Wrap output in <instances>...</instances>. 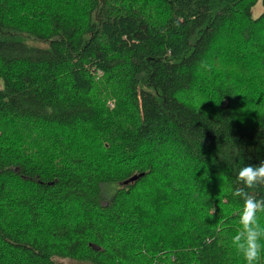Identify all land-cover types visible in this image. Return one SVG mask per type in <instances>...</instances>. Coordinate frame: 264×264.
I'll use <instances>...</instances> for the list:
<instances>
[{"label":"trees","instance_id":"obj_1","mask_svg":"<svg viewBox=\"0 0 264 264\" xmlns=\"http://www.w3.org/2000/svg\"><path fill=\"white\" fill-rule=\"evenodd\" d=\"M261 160L264 0H0V264H245Z\"/></svg>","mask_w":264,"mask_h":264},{"label":"clouds","instance_id":"obj_2","mask_svg":"<svg viewBox=\"0 0 264 264\" xmlns=\"http://www.w3.org/2000/svg\"><path fill=\"white\" fill-rule=\"evenodd\" d=\"M237 183L233 196L243 201L239 213V228L231 237V246L245 264H261L264 258V197L257 198L250 190L264 187V160L258 164H245L237 172Z\"/></svg>","mask_w":264,"mask_h":264},{"label":"rangeland","instance_id":"obj_3","mask_svg":"<svg viewBox=\"0 0 264 264\" xmlns=\"http://www.w3.org/2000/svg\"><path fill=\"white\" fill-rule=\"evenodd\" d=\"M262 3L261 1L257 2V4L253 7V15L257 16L261 11H262ZM111 106H113V101H110ZM110 186L112 185H108V187H106L107 189V193L105 194V201H107V199L110 197V191L114 190V186L111 188ZM62 261L64 264H79L77 261L73 260V259H68V258H62Z\"/></svg>","mask_w":264,"mask_h":264},{"label":"water","instance_id":"obj_4","mask_svg":"<svg viewBox=\"0 0 264 264\" xmlns=\"http://www.w3.org/2000/svg\"><path fill=\"white\" fill-rule=\"evenodd\" d=\"M143 173H139V174H134L131 177H129L125 182L128 183L130 181H134L137 180Z\"/></svg>","mask_w":264,"mask_h":264}]
</instances>
